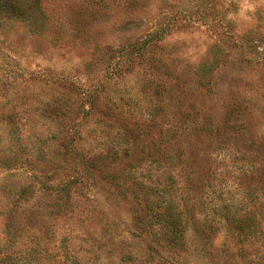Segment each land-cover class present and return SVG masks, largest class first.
Returning a JSON list of instances; mask_svg holds the SVG:
<instances>
[{"label": "rangeland", "instance_id": "obj_1", "mask_svg": "<svg viewBox=\"0 0 264 264\" xmlns=\"http://www.w3.org/2000/svg\"><path fill=\"white\" fill-rule=\"evenodd\" d=\"M38 4L40 30L0 18V264H264V0ZM160 196L263 236L173 249Z\"/></svg>", "mask_w": 264, "mask_h": 264}, {"label": "trees", "instance_id": "obj_2", "mask_svg": "<svg viewBox=\"0 0 264 264\" xmlns=\"http://www.w3.org/2000/svg\"><path fill=\"white\" fill-rule=\"evenodd\" d=\"M38 16H43L38 0H0V18L15 17L21 21L25 19L29 22L31 29L37 31L40 30V23L36 20ZM214 63L206 62L200 64L198 71L205 77L211 72L213 65L215 66ZM150 162L153 163L155 160H151ZM89 168H91L92 175L97 172L95 166H89ZM132 175L133 173L129 174L125 179L122 178L123 180L120 179L122 180L121 183H125L128 179H131ZM121 183L115 184L119 190L125 188V185ZM134 184L144 186L142 182H138L137 180H134ZM59 188L63 189L64 187L56 186L55 191L67 195L70 194L68 190H59ZM165 191L163 193H170L167 190ZM182 199L178 197L176 201L175 198L171 197L165 200L163 196H160L156 205L151 210L153 215L152 225L159 227L164 236L162 239L173 249L183 245L184 236L188 228L193 231L194 238L200 236L204 239L203 235H207V232L216 237L220 232H223L228 241L233 240L240 245L241 251L246 250L245 243H249L252 238L258 240V238L263 236L261 226L257 223L253 210L245 209L241 213V206L230 209L231 206L229 205H220L218 207L220 216L209 218L206 214L201 215L203 214L202 211L205 210V201L202 197H195V199L190 200V204L185 203L181 206L180 202ZM137 223L140 231L143 232V221L137 219ZM153 237L156 238V234H153ZM228 246H230V242ZM199 250H201V247H199ZM203 256L209 262L206 254H203Z\"/></svg>", "mask_w": 264, "mask_h": 264}]
</instances>
